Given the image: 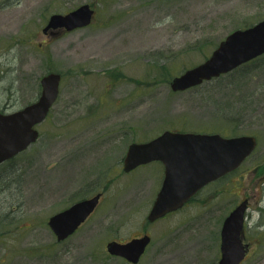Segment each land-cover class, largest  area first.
<instances>
[{
  "label": "rangeland",
  "instance_id": "374dc122",
  "mask_svg": "<svg viewBox=\"0 0 264 264\" xmlns=\"http://www.w3.org/2000/svg\"><path fill=\"white\" fill-rule=\"evenodd\" d=\"M84 3L96 10L90 25L43 32L51 14ZM261 19L264 0H0V111L37 100L45 74L62 75L38 139L0 166L21 178L0 191V213L12 210L0 220V264H130L107 243L142 233L152 241L138 264H217L223 221L247 198L242 264H264V54L196 87L170 85ZM167 129L258 144L237 170L151 222L163 168L125 172L123 159L132 142ZM99 192L94 213L58 241L49 217Z\"/></svg>",
  "mask_w": 264,
  "mask_h": 264
},
{
  "label": "water",
  "instance_id": "95a60500",
  "mask_svg": "<svg viewBox=\"0 0 264 264\" xmlns=\"http://www.w3.org/2000/svg\"><path fill=\"white\" fill-rule=\"evenodd\" d=\"M95 9L84 3L67 13L50 15L43 32L56 35L91 24ZM264 54V19L229 33L203 62L173 77V91H183L219 77ZM62 75L49 72L41 78L37 100L12 111H0V163L27 149L39 137L37 124L50 112L60 93ZM254 135L226 137L220 133L165 130L145 142H132L124 158V170L152 160L165 166L162 186L149 211L154 221L182 207L199 189L238 168L257 147ZM101 193L78 200L52 214L48 224L58 241L72 235L97 207ZM248 199L240 202L224 219L221 229V258L218 264H240L249 249L243 241ZM151 241L148 234L128 242L111 240L107 251L138 263Z\"/></svg>",
  "mask_w": 264,
  "mask_h": 264
},
{
  "label": "flooded vegetation",
  "instance_id": "af4514ba",
  "mask_svg": "<svg viewBox=\"0 0 264 264\" xmlns=\"http://www.w3.org/2000/svg\"><path fill=\"white\" fill-rule=\"evenodd\" d=\"M95 16H96V13H95ZM50 32H51V30H49L46 34H50ZM137 142V141H136ZM141 142H145V141H141ZM129 147V146H128ZM128 150V149H127ZM127 153V152H126ZM124 158H125V156H124ZM149 163H158V165H160L162 168H163V175L165 174V166H164V163L161 161V160H152V161H150V162H147V163H142V164H139V165H137L135 168H133V169H131V170H129V171H125L124 170V159H123V170L125 171V172H131V171H134V170H136L137 168H139V167H141V166H144V165H147V164H149ZM232 173V172H231ZM230 174V173H229ZM163 178H164V176H163ZM162 182H163V180H162ZM213 182H215V181H213ZM213 182H211V183H208L206 186H204L201 190H199L195 195H193L192 196V198L188 201V202H186L182 207H180L179 209H177V210H175V211H172V212H169V213H167L166 215H164L163 217H161V218H158V219H156L155 221H152V222H156L157 220H159V219H162V218H164V217H166L167 215H169V214H171V213H174V212H176V211H178V210H180V209H182V208H184L185 206H187L190 202H192L199 194H200V192H202L207 186H209L210 184H212ZM161 185H162V183H161ZM161 188V187H160ZM100 193H102V192H100ZM101 199H102V196H101V198H100V201H101ZM248 199V198H247ZM248 201H249V199H248ZM100 203V202H99ZM99 205V204H98ZM98 207V206H97ZM97 207H96V209H97ZM95 209V210H96ZM245 227H246V223H245ZM145 234H148V233H145ZM144 233H142V234H140V235H136V236H134L133 238H136V237H142L143 235H145ZM220 236H221V232H220ZM133 238H131V239H133ZM131 239H129V240H127V241H123V242H128V241H130ZM220 239H221V237H220ZM244 239V238H243ZM151 241H152V237H151ZM151 241H150V243H151ZM245 241V240H244ZM150 243L147 245V247H146V250H147V248H148V246L150 245ZM245 243H248L249 244V249H248V252H249V250H250V243L248 242V241H245ZM146 250H145V252H146ZM145 252L143 253V255L145 254ZM142 255V256H143ZM248 255V254H247ZM142 258V257H141ZM219 258H221V243H220V257ZM123 259H125V258H123ZM126 260V259H125ZM141 260V259H140ZM127 261V260H126ZM219 261V260H218ZM128 262V261H127ZM140 262V261H139ZM128 263H130V262H128ZM130 264H132V263H130ZM138 264V263H137ZM217 264H218V262H217Z\"/></svg>",
  "mask_w": 264,
  "mask_h": 264
},
{
  "label": "trees",
  "instance_id": "16d2710c",
  "mask_svg": "<svg viewBox=\"0 0 264 264\" xmlns=\"http://www.w3.org/2000/svg\"><path fill=\"white\" fill-rule=\"evenodd\" d=\"M10 161H12V159L8 160L6 162H10ZM6 162H4V163H6ZM3 164H0V166L3 165ZM10 170H11V168L9 170L3 169V168L0 169V184H1L0 191H1V193H3L2 192L3 191L2 188L8 189V191L11 189V191H12L14 189L15 185H19L20 184L21 178H20L19 174H17V173L14 174L13 173L16 169H13L11 172H10ZM7 178L9 180L8 182H6ZM11 212H12V210H8L6 212H1L0 213V220H2L3 218L7 217Z\"/></svg>",
  "mask_w": 264,
  "mask_h": 264
}]
</instances>
